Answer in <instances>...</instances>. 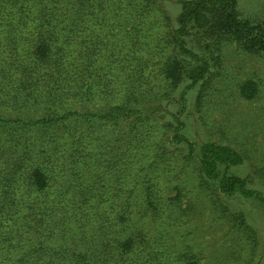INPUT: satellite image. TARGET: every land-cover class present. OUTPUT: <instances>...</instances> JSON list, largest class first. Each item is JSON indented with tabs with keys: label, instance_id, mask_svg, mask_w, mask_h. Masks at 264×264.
Segmentation results:
<instances>
[{
	"label": "rangeland",
	"instance_id": "374dc122",
	"mask_svg": "<svg viewBox=\"0 0 264 264\" xmlns=\"http://www.w3.org/2000/svg\"><path fill=\"white\" fill-rule=\"evenodd\" d=\"M181 1L134 0L132 7L124 8L128 17L117 37L118 28L108 26L114 30L106 36L116 45L112 50L127 57L121 64H109L114 56L103 65L124 72L145 70L148 86L122 80L146 116L99 120L90 113L105 109L104 103L91 110L80 104V116L70 124L72 137L65 130L53 132L54 141L65 146L56 148L51 159L55 168L49 169L52 178L44 199L54 198L55 190L73 197L65 209L77 220V232L96 231L97 236L103 229L108 236L118 231L123 238L132 237L140 255L134 258L137 264H264V204L218 194L214 183H204L198 175L186 145L168 143L171 117L181 110L174 97L183 86L173 98L160 99V69L173 54L167 36L175 28ZM236 10L240 20L264 23V0H236ZM189 45L193 52L200 51L193 41ZM217 48L209 55L210 76L184 95L182 134L196 148L215 142L237 150L244 163L230 174L246 180L247 187L264 198V53H248L231 42ZM110 50L111 46L107 54ZM32 116L39 118L38 113ZM50 133L36 127L28 132L38 155L57 144L49 139ZM9 139L0 132V146H10ZM23 146L19 141L24 161ZM69 150L74 158L67 157ZM146 188L151 206L145 201ZM128 199L129 210L124 206ZM120 215L127 220L119 222Z\"/></svg>",
	"mask_w": 264,
	"mask_h": 264
},
{
	"label": "trees",
	"instance_id": "16d2710c",
	"mask_svg": "<svg viewBox=\"0 0 264 264\" xmlns=\"http://www.w3.org/2000/svg\"><path fill=\"white\" fill-rule=\"evenodd\" d=\"M133 2L0 0V113L7 114L0 115V132L10 137V146H0V264H137L140 255L132 237L123 238L118 231L108 236L103 229L97 236L96 231L87 230L89 235L77 232V220L65 209L71 207L73 197L55 190L54 198L44 199L49 196V169L55 168L51 159L56 148L65 146L54 141L53 132L65 130L72 137L70 124L80 116V104H88L91 110L104 103L105 109L90 113L99 120L116 121L122 116L139 120L146 114L140 113L136 98L123 87L122 80L131 78L137 87L148 86L145 70L124 72L103 65L114 56L109 64H121L127 57L115 53V43L106 36L114 31L108 26L118 28L116 37L125 27L123 21L128 16L124 8L132 7ZM180 4L175 28L167 36L173 54L160 69L164 80L160 99L173 98L175 90L183 86L174 97L181 110L171 117L168 143L186 145L198 175L204 183H214L218 194L255 198L264 204L262 195L248 188L246 180L230 174L243 165V156L215 142L196 148L182 134L180 119L185 93L211 74L209 55L219 50L221 42L236 43L248 53H264V23L240 20L236 0H184ZM190 40L199 52L188 46ZM110 46L113 55L107 54ZM34 113L39 118L33 117ZM33 127L50 129L48 137L57 144L49 153L38 155L30 143L28 132ZM24 135L28 138H22ZM19 141L25 145L24 161L19 157ZM65 152L74 158L73 152ZM145 199L151 206L148 188ZM125 202L129 210V199ZM127 218L117 216L119 222Z\"/></svg>",
	"mask_w": 264,
	"mask_h": 264
}]
</instances>
